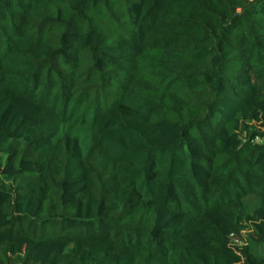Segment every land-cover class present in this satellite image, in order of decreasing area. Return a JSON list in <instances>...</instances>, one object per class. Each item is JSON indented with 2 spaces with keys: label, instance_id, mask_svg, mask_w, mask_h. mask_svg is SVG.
<instances>
[{
  "label": "trees",
  "instance_id": "obj_1",
  "mask_svg": "<svg viewBox=\"0 0 264 264\" xmlns=\"http://www.w3.org/2000/svg\"><path fill=\"white\" fill-rule=\"evenodd\" d=\"M258 250L264 0H0V264Z\"/></svg>",
  "mask_w": 264,
  "mask_h": 264
},
{
  "label": "rangeland",
  "instance_id": "obj_2",
  "mask_svg": "<svg viewBox=\"0 0 264 264\" xmlns=\"http://www.w3.org/2000/svg\"><path fill=\"white\" fill-rule=\"evenodd\" d=\"M247 235H248V232H245V231L242 232V235H241L242 237L240 239H238V244L239 245H242V246L245 245V241H246ZM257 253L259 255H261V256L264 255V251L263 250H258Z\"/></svg>",
  "mask_w": 264,
  "mask_h": 264
}]
</instances>
